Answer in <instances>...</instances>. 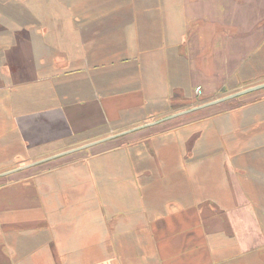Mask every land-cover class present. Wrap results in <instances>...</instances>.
Returning <instances> with one entry per match:
<instances>
[{"label": "crops", "instance_id": "crops-1", "mask_svg": "<svg viewBox=\"0 0 264 264\" xmlns=\"http://www.w3.org/2000/svg\"><path fill=\"white\" fill-rule=\"evenodd\" d=\"M263 81L264 0H0V171ZM1 179L0 264H264V88Z\"/></svg>", "mask_w": 264, "mask_h": 264}, {"label": "water", "instance_id": "water-1", "mask_svg": "<svg viewBox=\"0 0 264 264\" xmlns=\"http://www.w3.org/2000/svg\"><path fill=\"white\" fill-rule=\"evenodd\" d=\"M261 88H264V81L260 82V83H257V84L246 86V87L241 88L239 90H236V91L224 94L222 96H219L217 98H213L211 100L204 101V102H202L200 104H197L195 106H191L189 108H185V109L176 111V112H174L172 114H169L167 116H163L161 118L150 120V121H147V122H145L143 124H138V125L132 126L130 128H127V129H124V130H121V131L106 135L104 137H101V138H98V139L83 143L81 145H78V146H75V147H72V148H68V149L62 150L60 152H57L55 154H52V155H49V156H46V157L31 161L29 163H26V164H23V165H19V166H16V167H13V168H10V169H7V170L0 171V177L6 176V175H8L10 173H13V172H16V171H19V170H22V169H25V168H28V167H31V166L36 165V164L43 163L45 161L54 159L56 157L63 156L65 154H69V153H72V152H75V151H78V150H82V149L88 148V147H90L92 145H95L97 143H100L102 141L122 136V135H124L126 133H129L131 131L138 130L140 128H144V127H147V126L155 125V124L160 123V122H162L164 120L171 119L173 117H176V116L191 112L193 110L201 109V108L207 107V106L215 104V103H220L222 101H225V100H228V99H231V98H234V97H239L240 95H244V94H247L249 92H252V91H255V90H258V89H261Z\"/></svg>", "mask_w": 264, "mask_h": 264}, {"label": "rangeland", "instance_id": "rangeland-1", "mask_svg": "<svg viewBox=\"0 0 264 264\" xmlns=\"http://www.w3.org/2000/svg\"><path fill=\"white\" fill-rule=\"evenodd\" d=\"M218 97V96H217ZM235 98V97H234ZM226 101V100H225ZM223 102V101H222ZM221 103V102H220ZM217 104L218 103H215V104H212V105H209V106H207V107H204V108H213V107H216L217 106ZM203 109V108H202ZM147 121H149V120H145V121H143V122H141V123H145V122H147ZM148 127V126H147ZM120 130H122V129H120ZM120 130H117V131H120ZM116 132V131H115ZM112 133H114V132H112ZM104 142V141H103ZM97 144H99V143H97ZM97 144H95V145H97ZM95 145H92V146H95ZM56 159V158H55ZM39 169V167H37V170ZM3 179H1L0 181H2Z\"/></svg>", "mask_w": 264, "mask_h": 264}, {"label": "built area", "instance_id": "built-area-1", "mask_svg": "<svg viewBox=\"0 0 264 264\" xmlns=\"http://www.w3.org/2000/svg\"><path fill=\"white\" fill-rule=\"evenodd\" d=\"M197 89H199V87Z\"/></svg>", "mask_w": 264, "mask_h": 264}, {"label": "trees", "instance_id": "trees-1", "mask_svg": "<svg viewBox=\"0 0 264 264\" xmlns=\"http://www.w3.org/2000/svg\"><path fill=\"white\" fill-rule=\"evenodd\" d=\"M204 102V101H203ZM200 103H202V102H200Z\"/></svg>", "mask_w": 264, "mask_h": 264}]
</instances>
